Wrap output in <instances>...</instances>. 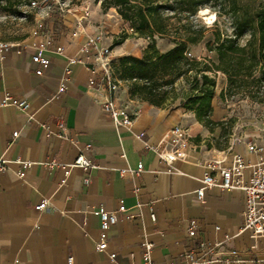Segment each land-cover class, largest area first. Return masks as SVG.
Returning <instances> with one entry per match:
<instances>
[{
  "label": "crops",
  "instance_id": "crops-1",
  "mask_svg": "<svg viewBox=\"0 0 264 264\" xmlns=\"http://www.w3.org/2000/svg\"><path fill=\"white\" fill-rule=\"evenodd\" d=\"M79 15L80 10L72 11L60 24L51 22L40 36L0 46V101L8 95L31 103L29 112L0 108V159L7 162V169L0 171V264H66L68 256L75 264H147V242L153 244L154 264L173 259L183 264L191 251L220 260L214 264H237L233 250L245 264H258L250 260L264 259V236L241 231L245 193L215 187L199 199L195 191L203 185L207 162H230L235 152L258 162L264 154L236 142L237 134L223 148L214 147L203 138L211 128L196 117L186 122L181 109L146 104L130 128H116L96 101L97 90L88 85L89 66L96 58L81 51L88 36L104 32L97 24L102 18L91 11L82 32L74 36ZM49 34L53 42L42 53L50 64L38 75L39 64L32 56ZM56 44L65 48L63 54L54 51ZM72 57L77 61L71 62ZM62 83L66 90L59 93ZM217 116L214 109L212 119ZM55 117L64 120L67 137ZM176 124L186 126L191 146L167 163L156 147L161 143L163 152L173 149L168 135ZM256 133L247 135H261ZM208 141L211 146L203 145ZM81 153L92 166L72 168L62 183L64 170ZM21 160L33 162L23 179L18 175ZM140 163L142 172L133 175L128 169L137 170ZM43 198L51 204L37 210L35 204ZM101 209H123L108 230V252H116L115 261L96 248ZM192 219L198 222L194 238L188 233ZM202 241L212 244L211 252L201 253Z\"/></svg>",
  "mask_w": 264,
  "mask_h": 264
},
{
  "label": "trees",
  "instance_id": "trees-1",
  "mask_svg": "<svg viewBox=\"0 0 264 264\" xmlns=\"http://www.w3.org/2000/svg\"><path fill=\"white\" fill-rule=\"evenodd\" d=\"M102 3L105 9L115 7L131 23L135 33L150 39L142 57L125 56L117 68L121 79L131 84L132 95L161 106L159 88L174 85L195 69L199 62L187 56L188 46L203 41L209 28L196 23L194 18L202 8H211L218 15L216 25L219 19L225 22L226 18L230 20L232 32L229 34L218 27L214 43L208 42V49L218 57V62L210 68L227 76L230 90L253 93L257 88L251 95L260 98L258 93L264 84V0L256 6L241 0H103ZM247 34L249 38L241 44ZM156 36L168 37L175 45L162 52L156 46ZM112 66L116 67L114 62ZM201 77L203 82L215 85L207 74ZM214 97L208 86L195 110L197 120L210 128L220 123L211 117Z\"/></svg>",
  "mask_w": 264,
  "mask_h": 264
},
{
  "label": "rangeland",
  "instance_id": "rangeland-1",
  "mask_svg": "<svg viewBox=\"0 0 264 264\" xmlns=\"http://www.w3.org/2000/svg\"><path fill=\"white\" fill-rule=\"evenodd\" d=\"M261 1L241 0L242 3H249L251 6H256ZM86 2L90 3L91 11L102 18L97 24L104 27L106 41L111 48L112 62L116 65L113 69L119 79L118 97L126 107L137 113L142 106L150 103L130 93L131 84L121 79L117 68L121 67V60L125 56L142 57L150 39L135 33L131 23L124 20L115 7L105 9L103 0H0V42L25 39L33 36L34 30L38 29L47 32L51 22L60 24L64 15L70 14L68 10L77 9ZM209 18H212L210 25ZM217 19V13L211 8H202L197 13L194 21L206 25L209 30L203 41L188 46L187 56L196 59L199 63L194 66L193 71L182 76L174 85L160 87L157 94L162 101L159 107L181 109L186 122H190L195 117L197 119L195 110L205 89L210 86L215 93L212 101L213 111L217 110L216 121L220 123L212 126L210 132L203 138L212 141L214 147L223 148L233 134L238 136L243 133L261 132L264 121V84L258 93L261 99L253 98L251 94H255L257 88L253 89V93L245 90H230L227 76L221 71L210 68L215 66L214 62H218V57L216 52L208 49V42L214 43V33L218 27L229 34L232 32L230 20L225 18L224 22L219 19L217 26ZM248 38L249 34L241 39V44H245ZM174 45L170 38L156 36V46L160 51H168ZM198 68L200 70L197 71ZM203 73L215 81L214 86L203 82L201 77ZM221 113L223 116H219ZM182 126L186 128L185 125ZM203 145L211 146L209 141L204 142Z\"/></svg>",
  "mask_w": 264,
  "mask_h": 264
},
{
  "label": "built area",
  "instance_id": "built-area-1",
  "mask_svg": "<svg viewBox=\"0 0 264 264\" xmlns=\"http://www.w3.org/2000/svg\"><path fill=\"white\" fill-rule=\"evenodd\" d=\"M80 10V15L75 19L74 36L79 35L85 27L86 20L91 16V5L86 2L77 9L68 10V12ZM44 33L40 29L34 30L33 36H40ZM53 42V37L49 34L39 44L40 52L33 54L32 61L39 64V69L36 71L38 75H42L44 69L50 64V58L43 54V50ZM12 44L10 42H0V46L8 48ZM36 46V44H34ZM37 47V46H36ZM54 51L63 54L65 48L61 45H54ZM81 51L83 53H92L96 61L90 64V76L88 78V85L97 90L98 96L96 101L99 102L103 110L110 116L113 125L116 128L122 126L130 128L135 120L136 112L132 111L124 104L120 103L118 97L119 92V79L117 78L111 58V48L106 41V33L101 32L88 36L85 44L82 45ZM71 62H76V58H70ZM69 72V70H67ZM66 90V84L62 83L59 88V93ZM6 106H14L17 109L29 112L31 103L26 98H12L6 95L0 101V108ZM58 123L59 128L67 137L66 127L64 120L61 117L54 118ZM19 132H14V138L18 137ZM168 140L173 149L170 152L161 150V143L158 144L156 149L160 150L159 155L167 163H172L179 157L184 155L185 150L191 146L190 137L187 129L180 124H176L168 135ZM236 142L242 143L246 148L256 154H264V121L262 122L261 135L259 137L248 136L247 133L240 134L235 138ZM90 147V145H88ZM21 169L18 172L20 178L26 176L27 170L32 166L33 162L21 160ZM92 166L89 157L81 153L69 169L64 170V178L62 183L66 181L70 170L74 167L88 168ZM143 164H139L137 170L128 169L133 175H140L142 172ZM7 169V162L0 159V171ZM126 170H123L125 172ZM248 172V174H246ZM88 179H86V182ZM202 187L195 191L199 199L204 198L206 191L215 187L223 189H239L245 193L244 210H243V225L241 231L251 230L255 236H264V158L258 162L248 161L244 154L235 152L231 161H210L205 166V171L201 179ZM50 200L43 198L40 202L35 204L37 210L43 211L49 208ZM122 210H100V241L96 248L99 251L108 252V230L110 226L114 225L118 220V213ZM151 219L156 220V214L151 213ZM219 228V227H217ZM188 233L191 238L198 235V222L195 219L189 221ZM153 244L146 243L145 251L143 253L144 259L147 264H154L151 258V250ZM213 246L210 242L202 241L201 253L211 252ZM199 254V253H198ZM195 251L188 252L185 255L186 261L183 264H214L220 260L205 259L198 256ZM233 261L237 264H245L247 261L239 257L237 250L231 251ZM110 260L115 261L117 258L116 252H108ZM258 264H264V259L250 260ZM66 264H75L73 256H68ZM167 264H181L176 260H170Z\"/></svg>",
  "mask_w": 264,
  "mask_h": 264
},
{
  "label": "clouds",
  "instance_id": "clouds-1",
  "mask_svg": "<svg viewBox=\"0 0 264 264\" xmlns=\"http://www.w3.org/2000/svg\"><path fill=\"white\" fill-rule=\"evenodd\" d=\"M211 22H212V18H209V21H208L209 25L211 24Z\"/></svg>",
  "mask_w": 264,
  "mask_h": 264
},
{
  "label": "bare ground",
  "instance_id": "bare-ground-1",
  "mask_svg": "<svg viewBox=\"0 0 264 264\" xmlns=\"http://www.w3.org/2000/svg\"><path fill=\"white\" fill-rule=\"evenodd\" d=\"M214 16V15H213Z\"/></svg>",
  "mask_w": 264,
  "mask_h": 264
}]
</instances>
